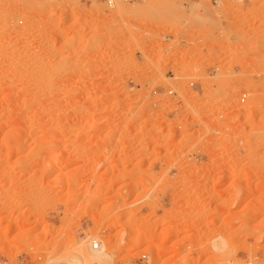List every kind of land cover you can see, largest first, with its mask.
I'll use <instances>...</instances> for the list:
<instances>
[{
    "label": "rangeland",
    "instance_id": "374dc122",
    "mask_svg": "<svg viewBox=\"0 0 264 264\" xmlns=\"http://www.w3.org/2000/svg\"><path fill=\"white\" fill-rule=\"evenodd\" d=\"M252 8L255 24L222 27L206 0H0V264H264V1ZM223 47L253 72H219Z\"/></svg>",
    "mask_w": 264,
    "mask_h": 264
},
{
    "label": "built area",
    "instance_id": "2783aa9c",
    "mask_svg": "<svg viewBox=\"0 0 264 264\" xmlns=\"http://www.w3.org/2000/svg\"><path fill=\"white\" fill-rule=\"evenodd\" d=\"M80 3L83 2H88V0H78ZM102 2H104L107 7H112L115 3V0H100ZM126 2H131L133 0H123ZM197 1V0H195ZM209 2L211 8L213 9L214 13L219 17V22L221 23L222 27L225 26H236L240 23H248V25H253L255 24L259 19H258V15L256 11H253L254 8H252V6L258 5L263 3L264 0H206ZM244 18H247L246 22L244 21ZM246 23V24H247ZM181 33L179 32V30H175L172 33H168L165 38L166 39H172V38H177L179 39V42L181 45H186L188 47L193 48V46H196L195 48L200 49L202 52L200 53H196L193 54L191 57L192 59H199L202 58V60H205V54L207 52V49L205 46L200 45V43H198L201 38H197L195 37V42H197L198 44H195L194 41H187L181 39L180 37ZM249 41L247 43H249L248 46V52L249 53V57H252L253 54H255V50H253L254 48V41L252 39V34H249ZM225 45V44H223ZM194 50H188L187 53L191 54V52H193ZM203 53L204 56H201ZM208 54V53H207ZM238 56L239 53L235 48H221V50H219V72L220 71H225L226 73H237L240 70L242 71H248V72H253L254 70V66L251 64H249V66H247L246 68H241L236 62H235V56ZM203 63V62H202ZM207 74H211L213 71L210 69H207ZM171 76H173L171 74ZM187 87L189 89V91H192L193 93H196L200 88V83L198 81H194L189 79V81L187 82ZM180 91V90H179ZM168 94H172L175 97V102L177 103L180 98L184 95H178L177 90L174 89H169L167 91ZM247 96L248 94L246 92H241L239 93V95L236 98V101L234 102L233 98H229L227 101H225L226 105H224L223 107H220L219 109V121L223 120L225 118V116H238L239 113L236 112H232L235 111L237 109H239L241 106H243L246 103L247 100ZM171 103V102H170ZM219 104L221 105L222 102L219 100ZM89 247L92 250H98L101 247V242L98 239H92L89 242ZM21 264H25L22 263Z\"/></svg>",
    "mask_w": 264,
    "mask_h": 264
},
{
    "label": "bare ground",
    "instance_id": "6f19581e",
    "mask_svg": "<svg viewBox=\"0 0 264 264\" xmlns=\"http://www.w3.org/2000/svg\"><path fill=\"white\" fill-rule=\"evenodd\" d=\"M206 34V33H205ZM204 36V35H203ZM207 37V36H206ZM213 102V101H212ZM214 103V102H213ZM199 105V104H198ZM237 118V117H236ZM128 139V138H127ZM90 251V252H89ZM88 252V257L90 260L96 261V262H102L104 261V258L106 257V254L103 251V246L101 245L100 249L98 250H92L90 249ZM81 253V252H80ZM77 258V257H76ZM87 259V258H86ZM75 260V259H74ZM78 262V261H76ZM84 264V262L82 261ZM81 264V263H80ZM91 264V263H90Z\"/></svg>",
    "mask_w": 264,
    "mask_h": 264
},
{
    "label": "crops",
    "instance_id": "0c3cea01",
    "mask_svg": "<svg viewBox=\"0 0 264 264\" xmlns=\"http://www.w3.org/2000/svg\"><path fill=\"white\" fill-rule=\"evenodd\" d=\"M167 74H168V77H171V74H173V67L172 66L169 68V72H167Z\"/></svg>",
    "mask_w": 264,
    "mask_h": 264
}]
</instances>
